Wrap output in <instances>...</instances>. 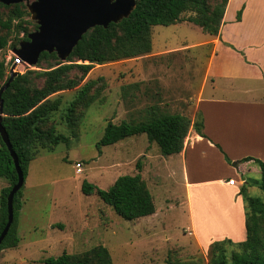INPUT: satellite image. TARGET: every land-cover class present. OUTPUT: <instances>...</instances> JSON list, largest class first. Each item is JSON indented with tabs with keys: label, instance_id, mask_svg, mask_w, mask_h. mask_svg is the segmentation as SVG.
I'll use <instances>...</instances> for the list:
<instances>
[{
	"label": "rangeland",
	"instance_id": "rangeland-1",
	"mask_svg": "<svg viewBox=\"0 0 264 264\" xmlns=\"http://www.w3.org/2000/svg\"><path fill=\"white\" fill-rule=\"evenodd\" d=\"M218 1L208 2L212 6ZM22 6L26 7L24 3ZM230 6L226 16L229 20L227 28L232 16L234 20L257 23L262 29L253 31L252 36L257 37L254 38L256 41L262 42L264 0H233ZM13 8L0 5L1 18L6 20L14 12ZM192 14V11H185L181 18L186 19ZM23 19V26L29 30L28 33L32 32L35 22L30 19L29 13ZM12 24L10 30L1 31L7 38L6 45L0 48V60L4 61L6 75L11 66L10 58L19 55L14 51L19 46L18 38L24 35L22 30L17 32L14 28L18 24L17 19H13ZM209 37V34L187 20L169 25H153L152 48L148 54L111 62L75 61L77 64H91L92 68L87 73L79 68L69 70L64 75V81L74 79L77 84L73 88L50 95L51 99L60 97L61 105L48 123L53 124L56 131L67 136L68 140L54 145L52 150L40 149L28 164L24 180H27V185L34 184L31 189V216L34 217L25 229L19 251H13L17 256L14 264H44L38 260L57 256L63 251L83 253L99 244L108 248L112 264L209 263L208 249L194 248L188 240L193 237L183 234L185 230L182 227L190 226L191 210L187 192L180 180L182 170L172 168L169 171L167 168V171L156 175L150 169V166L158 163L157 144L149 142L142 133L103 146L101 153L96 148V142L102 136L107 121L118 124L123 120H145L149 117L150 108L159 113L181 112L183 108L186 110V101L183 99L188 93L192 96L202 85L206 58L212 46L203 41ZM222 45L240 52L226 40ZM183 46H187V49L182 48L185 50L179 53L170 50ZM241 53L244 55L243 51ZM261 54L262 52L259 57ZM188 57H195V60L184 64L181 58ZM245 61L248 62L246 59ZM57 62L64 64L71 61L49 58L35 65L28 64L22 72L30 71L32 82L40 87L44 77L39 74ZM188 63L192 66L187 67ZM186 68L192 70V77L187 80L178 77L183 70L182 74H185ZM4 79L5 77L0 80V85ZM180 81L185 84L180 85ZM85 84H89L87 96L82 103L75 105V123L68 125L62 119L65 106ZM204 88L207 91L208 84ZM192 103L194 105V99ZM197 115L198 113L195 118ZM263 139L262 134L259 135V140ZM142 153H148L150 160ZM138 160L142 165L140 174L143 173L141 176L157 208L152 217L139 221L123 219L95 194L86 195L82 192L81 184L84 180L107 189L119 175L137 173L135 164ZM76 161L81 162V172L75 170ZM246 177H249L248 182L253 186L249 195L262 196L257 185L260 173L251 172ZM0 179L8 183L7 179ZM190 196L195 201V204L191 201V208L194 209L196 222L205 225L213 233L227 231V227L237 223L236 216H230L225 202L215 191L194 188L191 189ZM48 222L54 224L52 229L47 228ZM59 224L63 226H57ZM140 227L142 229H137ZM59 229L63 231L60 232ZM71 236L76 238L73 243L68 241ZM79 240L84 244L82 247ZM225 249L229 256L237 246L226 244ZM18 258L28 261L24 263Z\"/></svg>",
	"mask_w": 264,
	"mask_h": 264
},
{
	"label": "trees",
	"instance_id": "trees-1",
	"mask_svg": "<svg viewBox=\"0 0 264 264\" xmlns=\"http://www.w3.org/2000/svg\"><path fill=\"white\" fill-rule=\"evenodd\" d=\"M209 0H136V7L129 17L119 22H111L106 28L95 26L89 29L66 60L70 63L57 62L40 76L44 77L43 85L35 86L30 76L31 72L17 71L16 76L2 92V117L12 149L14 150L24 178L28 164L34 159L40 149L52 150L54 145L66 142L68 137L56 131L53 124H49L52 114L60 109L61 98L51 99L50 95L73 88L77 80L64 81V75L73 68H79L87 73L91 64H77L82 62H111L118 59L131 58L148 54L151 51V27L153 25H169L181 20H187L201 28L205 33L217 35L220 30L223 14L228 0H219L212 6ZM3 6H13L14 12L6 20L0 16V48L7 43L2 30H10L13 19L17 32L22 30L24 35L18 41L27 40L29 30L23 26V16L28 15L22 3ZM185 11L193 14L186 19L181 18ZM33 27L37 25L34 23ZM58 59L55 53L42 52L38 62L46 59ZM59 60V59H58ZM4 61L0 60V80H8ZM6 75V76H5ZM89 84H85L76 97L65 106L62 119L68 125H74L75 105L82 103L88 93ZM149 113V112H148ZM194 120L181 113L157 112L150 108L149 117L137 122L126 120L116 124L107 121L102 136L96 142L98 153L106 145L114 144L126 137L146 134L149 142L158 146L161 155L166 156L179 153L184 147L185 137L193 129L205 137L202 131V118L198 113ZM227 163L231 160L224 156ZM254 160L259 166L260 178L257 183L262 191L261 197L248 196L245 189L240 193L245 200V239L233 242L229 238L213 241L208 247V264H264V161L257 158L244 157L240 161ZM137 173L119 175L107 188L102 189L84 180L81 190L84 194H95L121 218L133 220L148 216L155 212V204L142 178V165L138 160L135 164ZM0 177L7 179L8 184L0 190V232L7 220V195L11 186L16 182L17 174L9 150L0 137ZM23 186L13 196V220L0 243V250L15 247L19 242L17 234V216L21 208ZM234 244L237 249L226 254L225 245ZM44 264H112V258L107 247L96 245L83 253H68L63 251L57 256H49L43 260Z\"/></svg>",
	"mask_w": 264,
	"mask_h": 264
},
{
	"label": "crops",
	"instance_id": "crops-1",
	"mask_svg": "<svg viewBox=\"0 0 264 264\" xmlns=\"http://www.w3.org/2000/svg\"><path fill=\"white\" fill-rule=\"evenodd\" d=\"M232 1H227L219 33L217 35L209 34L210 37L203 41V43L212 46L206 58L202 85L199 90L195 91L194 96H190L191 93H188L187 97L183 99L186 101L185 107L187 111L183 108L181 112H176L186 115L191 120H194L196 114L200 113L203 123L202 131L205 137L200 136L193 127H190L185 137L184 147L179 153L163 156L158 150L156 155L158 163L150 166L151 171L156 175L158 173L161 174L162 171H167V168H169V171H172V168L182 170V179L180 178V180L183 182V187L187 192V200L191 210L190 226L182 227L185 230L183 234L193 237L188 238L189 243L194 248H200L201 250H207L213 241L229 238L233 242H240L245 239L246 203L240 190L244 188L246 195L251 196L249 194L253 186H250L249 177L246 176L251 172L260 173V170L254 160H240L249 156L264 161V139L262 141L259 140V135L261 134L264 138V38L260 42L254 39L257 37L252 36V32L262 29V26L257 23H245L243 20H234L232 16L230 17L231 24L227 28L226 23L229 20H227L226 16ZM188 23L191 22L188 21ZM224 40L230 42L240 52L222 45ZM185 47L187 46L178 47L177 50L171 48L170 50L179 53L187 49ZM241 51L244 52V55ZM260 52H262L261 57H259ZM181 59L185 64L187 61L195 60V57ZM186 65L187 67L192 66L189 63ZM185 70V74H182L183 70L178 77H184L187 80V78L192 77V70L189 68ZM179 84L185 83L180 81ZM207 84L208 89L205 91L204 85ZM260 84L262 86H259ZM193 99L194 105L192 103ZM142 155L148 161L150 160L148 153H142ZM224 156L231 161H236L237 166L234 167L227 163ZM141 174L143 175V173ZM230 177L235 179L233 185L227 183ZM26 183L27 180L25 179L21 190V208L17 216L19 242L15 247H7L0 250V264L16 263L17 259L15 258L17 256L13 254V251H19L25 229L34 217L31 216L33 200L31 189L34 188V184L30 183L27 185ZM7 184L6 181L0 179V190ZM194 188L215 191L218 196L222 197V201L225 202L230 216H236L237 223L227 227L225 229L227 231L215 233L205 225L198 224L194 217V209L192 210L191 208L190 192ZM192 202L195 204V201ZM156 210L157 208L155 207L153 214L139 217L135 220L139 221L140 219L152 217V215L156 214ZM53 226L54 224L47 223V228L52 229ZM57 226L62 227L63 225L59 224ZM137 229H142V227ZM58 231L62 232L63 229ZM75 240V236L73 238L71 236L68 239L72 243ZM83 245V242H81V247ZM44 259L38 261L44 263ZM26 260L25 258L21 259L24 263Z\"/></svg>",
	"mask_w": 264,
	"mask_h": 264
},
{
	"label": "water",
	"instance_id": "water-1",
	"mask_svg": "<svg viewBox=\"0 0 264 264\" xmlns=\"http://www.w3.org/2000/svg\"><path fill=\"white\" fill-rule=\"evenodd\" d=\"M2 4L24 3L30 19L37 29L19 42L14 51L30 65L38 62L42 52L55 53L59 60H66L82 36L95 26L106 28L111 22L129 17L136 7V0H0ZM17 70L10 67L8 80L0 88V137L13 159L16 182L7 195V220L0 232V243L13 220V196L23 186L24 175L17 156L12 149L8 134L1 123L2 92L16 76ZM236 167L237 162H231Z\"/></svg>",
	"mask_w": 264,
	"mask_h": 264
},
{
	"label": "built area",
	"instance_id": "built-area-1",
	"mask_svg": "<svg viewBox=\"0 0 264 264\" xmlns=\"http://www.w3.org/2000/svg\"><path fill=\"white\" fill-rule=\"evenodd\" d=\"M10 62H11V66L10 67L14 66V68L17 71H22L28 65V63L25 62L20 55H18V56H14L13 55L10 58ZM81 167H82L81 166V162L76 161L75 162V170H76V172H81ZM227 183L233 185L235 183V179L233 177H230V178H228Z\"/></svg>",
	"mask_w": 264,
	"mask_h": 264
},
{
	"label": "flooded vegetation",
	"instance_id": "flooded-vegetation-1",
	"mask_svg": "<svg viewBox=\"0 0 264 264\" xmlns=\"http://www.w3.org/2000/svg\"><path fill=\"white\" fill-rule=\"evenodd\" d=\"M35 24H36V23H35ZM36 25H37V24H36ZM36 29H37V27H36L33 31H35ZM33 31H32V32H33ZM30 33H31V32H30Z\"/></svg>",
	"mask_w": 264,
	"mask_h": 264
}]
</instances>
